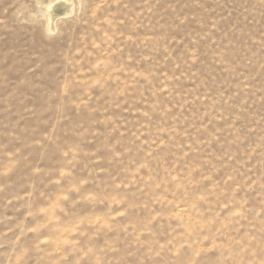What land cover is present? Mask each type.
Returning a JSON list of instances; mask_svg holds the SVG:
<instances>
[{
    "label": "rangeland",
    "instance_id": "rangeland-1",
    "mask_svg": "<svg viewBox=\"0 0 264 264\" xmlns=\"http://www.w3.org/2000/svg\"><path fill=\"white\" fill-rule=\"evenodd\" d=\"M0 264H264V0H0Z\"/></svg>",
    "mask_w": 264,
    "mask_h": 264
},
{
    "label": "clouds",
    "instance_id": "clouds-1",
    "mask_svg": "<svg viewBox=\"0 0 264 264\" xmlns=\"http://www.w3.org/2000/svg\"><path fill=\"white\" fill-rule=\"evenodd\" d=\"M63 245H64L65 247H70V246L67 244L66 241L63 242Z\"/></svg>",
    "mask_w": 264,
    "mask_h": 264
}]
</instances>
